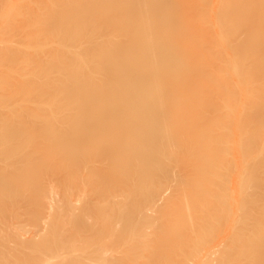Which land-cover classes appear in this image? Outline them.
Returning a JSON list of instances; mask_svg holds the SVG:
<instances>
[{
	"label": "bare ground",
	"instance_id": "6f19581e",
	"mask_svg": "<svg viewBox=\"0 0 264 264\" xmlns=\"http://www.w3.org/2000/svg\"><path fill=\"white\" fill-rule=\"evenodd\" d=\"M0 264H264V0H0Z\"/></svg>",
	"mask_w": 264,
	"mask_h": 264
},
{
	"label": "rangeland",
	"instance_id": "374dc122",
	"mask_svg": "<svg viewBox=\"0 0 264 264\" xmlns=\"http://www.w3.org/2000/svg\"><path fill=\"white\" fill-rule=\"evenodd\" d=\"M137 88L140 89V86L137 85ZM139 96H140V98L142 99L143 102L148 100V99L153 100L152 96L150 95V90L149 89L140 90ZM49 189L50 190L48 192V195L52 196L55 193L56 189H55V187H51Z\"/></svg>",
	"mask_w": 264,
	"mask_h": 264
}]
</instances>
